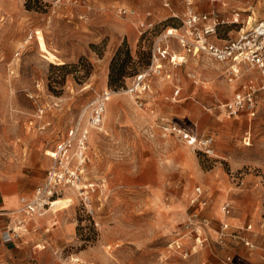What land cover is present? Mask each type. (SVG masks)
<instances>
[{"label":"rangeland","instance_id":"rangeland-1","mask_svg":"<svg viewBox=\"0 0 264 264\" xmlns=\"http://www.w3.org/2000/svg\"><path fill=\"white\" fill-rule=\"evenodd\" d=\"M188 8L218 15V44L264 20V0H0V192L15 201L0 215V232L2 242L5 232L16 242L1 244L0 264H221L228 255L233 264H264V91L253 118L229 115L222 104L234 89L221 102L206 92L220 87L214 80L228 81L226 65L205 54H186L177 66L164 60V75L150 77L142 94L129 91L155 41L184 53L163 35L182 28ZM119 49L122 81L109 86ZM250 74L243 65L236 87ZM106 90L81 180L93 190L59 186L27 211L53 164L47 151L71 127L87 126L89 105ZM199 111L210 119L197 121ZM173 123L211 135L212 154L169 131ZM222 223L252 247L232 234L220 238Z\"/></svg>","mask_w":264,"mask_h":264},{"label":"built area","instance_id":"built-area-1","mask_svg":"<svg viewBox=\"0 0 264 264\" xmlns=\"http://www.w3.org/2000/svg\"><path fill=\"white\" fill-rule=\"evenodd\" d=\"M60 0H55L59 2ZM190 4V1L187 2ZM119 14H130L131 9L120 7ZM222 23L218 15L214 12L202 13L188 8L182 18V28L171 27L166 29L163 37L173 39L184 52L179 55L175 50L164 41L157 40L152 46L150 62L140 72L135 74V85L129 90L142 94L149 86L148 81L154 75H164L163 61L167 60L173 66L181 65L185 61V55H206L212 60L225 63L227 65V80L231 82L241 74V67L245 65L256 75L244 81L238 91L232 98L222 104L224 110L232 116L241 113L253 115L256 110V96L258 92L264 91V20L255 23L252 27L241 30L239 35L229 39L221 44L215 43L211 37L215 35L217 27ZM145 26V23H140ZM170 77V73L165 74ZM192 81L197 84L198 80L191 75ZM180 87L174 85V95H177ZM110 93L106 90L98 95L89 105V116L86 127H71L64 139L59 141L53 150L47 151V154L53 159V164L47 169L45 181L35 190L34 199L25 203L27 211H34L37 206H43L45 199L50 198L56 188L59 186L69 185L72 188L93 190V184H81L84 172V164L87 160V148L90 129H100L105 112V105ZM169 131L177 134L188 146L201 148L206 154H212L213 137L209 134L198 135L196 132L187 130L177 124L169 125ZM244 143L249 144L250 136L244 137ZM196 198L201 196L202 190L196 188ZM86 206L91 209L89 197L86 191L82 192ZM20 201L24 202V198ZM202 205L205 201L201 202ZM232 207L229 203H224L221 210L224 214H229ZM247 229L251 225L246 226ZM229 229L228 223H222L220 238L229 234L240 239L246 246L252 247V243L239 236L238 232H226ZM196 242L202 244L203 236L197 234ZM2 244V233L0 232V247ZM221 264H233V257L226 256L221 260Z\"/></svg>","mask_w":264,"mask_h":264},{"label":"crops","instance_id":"crops-1","mask_svg":"<svg viewBox=\"0 0 264 264\" xmlns=\"http://www.w3.org/2000/svg\"><path fill=\"white\" fill-rule=\"evenodd\" d=\"M202 13H208V12H202ZM175 53H179L178 51H176ZM225 64V63H224ZM226 65V64H225ZM226 67H227V65L225 66V70H224V73H226V78H227V70H226ZM251 71V70H250ZM241 72H242V67H241ZM252 74V75H251ZM251 74H250V76H247V77H244L243 79H242V81L237 85V87H236V84H229V82L227 81V82H221L220 81V83H218V82H215V80L213 81V83H215V84H220V87L218 86V85H216V87H215V85H212V87L210 88V90H208V91H206V92H212V94H214V96H215V98L216 99H218V98H220V102H221V100L222 99H225V98H227V97H229L230 95H231V93H232V91H233V89H234V91H233V93H232V96L234 95V93L236 92V91H238V89L240 88V85L244 82V81H246V80H248L249 78H251V77H253V76H255L256 75V72L255 71H251ZM239 75H241V74H239ZM239 77V76H238ZM235 80H237V79H234V80H232L231 82H234ZM231 86V87H230ZM236 87V88H235ZM218 88H220V89H218ZM217 92V94H216V92ZM197 92L199 93H202V92H204L202 89H200V90H197ZM232 98V97H231ZM192 107V106H191ZM193 111V110H192ZM255 114H256V110H255V112H254V114L253 115H251V114H247L248 116H250V119L251 118H253L254 116H255ZM210 115H209V113H206V112H203V111H199L196 115H195V118H196V120L198 121L199 119L201 120V119H203L202 120V122H204L205 120H209L210 119ZM220 120V119H219ZM201 122V121H200ZM201 122V123H202ZM219 123H220V121H218ZM220 131V130H219ZM224 132L223 131H221V134H223ZM246 135H249L250 136V133L247 131V132H245V135L243 136V139H244V137L246 136ZM219 139H220V136H219ZM243 142H244V140H243ZM250 143V142H249ZM245 144V143H244ZM246 145H248V144H246ZM219 151V150H218ZM1 189V188H0ZM15 206V201L13 200V199H10V197H4V195L3 194H1V192H0V215H6V214H8V210L10 209V208H13ZM7 216V215H6ZM3 248L4 249H6V248H9V249H13L14 248V246H15V240L13 239V237H12V234L11 233H9V232H5L4 234H3Z\"/></svg>","mask_w":264,"mask_h":264},{"label":"trees","instance_id":"trees-1","mask_svg":"<svg viewBox=\"0 0 264 264\" xmlns=\"http://www.w3.org/2000/svg\"><path fill=\"white\" fill-rule=\"evenodd\" d=\"M125 58L127 59L129 57L128 52H124ZM121 50L119 49L116 54L114 55L113 59L111 60L109 67V75H108V84L109 86L114 85L115 83L119 82L121 83L122 78V69L125 62V59H121Z\"/></svg>","mask_w":264,"mask_h":264},{"label":"bare ground","instance_id":"bare-ground-1","mask_svg":"<svg viewBox=\"0 0 264 264\" xmlns=\"http://www.w3.org/2000/svg\"><path fill=\"white\" fill-rule=\"evenodd\" d=\"M233 83H234V82H231V83L229 82V84H233ZM112 95H113V94H112ZM48 203H50V202H48Z\"/></svg>","mask_w":264,"mask_h":264}]
</instances>
